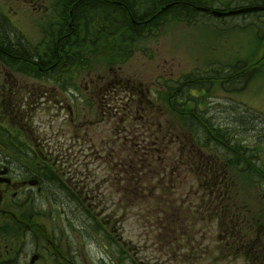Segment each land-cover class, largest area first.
Here are the masks:
<instances>
[{
    "label": "flooded vegetation",
    "instance_id": "1",
    "mask_svg": "<svg viewBox=\"0 0 264 264\" xmlns=\"http://www.w3.org/2000/svg\"><path fill=\"white\" fill-rule=\"evenodd\" d=\"M98 2L108 7L117 6V15L124 13L132 23L123 27L134 34L143 31L147 21L155 23L168 10L164 6L153 8L148 20L138 21L132 18L134 9L126 0ZM81 3H88V0H81ZM181 5L187 6L188 12L195 11L194 4ZM116 26H113L114 32ZM107 27L105 23L73 25L70 22L65 37L69 41L79 39L89 47L100 42L101 46L115 47L118 39L106 36ZM51 28L49 35L47 32L43 41L28 50L29 53L25 51L24 39L0 38V264H121L124 255L131 260L128 252L132 250V243L123 241L118 228L120 221L114 220L120 202L109 206L115 215L108 219V223L114 222L113 230L112 226L103 229L107 209L105 163L111 164L107 166L111 173L108 180L113 186L120 184L121 177L127 181L128 176L146 169L137 167L136 153L129 155L131 159L111 162L116 156L107 149L109 143L113 146L121 137L124 141L138 143V137L142 136V141H147L144 142L147 158L145 164H140L151 166L152 109L155 107L152 82L142 92L129 79L100 75L95 80L90 77L85 91L75 83L74 73L55 71L57 32ZM89 52L81 51V55L74 56L68 48L65 59L68 63L73 59L86 63L85 54ZM180 81L184 86L195 80ZM162 89L167 94V81L162 83ZM180 90L181 87L177 92ZM89 95H95L91 99L97 101L95 110L101 113V121L107 114L119 117L117 123L128 126L119 129L114 141L109 140L106 146L103 135H98L95 141L90 136L94 134V124L101 121L88 119L86 101ZM57 110L65 114L54 126L51 112ZM97 132L101 134L103 130ZM54 139L57 141L51 143ZM179 162L183 160L164 156L161 170L164 174L178 173ZM233 162L230 166L238 169L240 166ZM262 195L264 198V193ZM232 204L238 205L234 199ZM249 214L248 209L246 216ZM259 214L264 216V209ZM89 222L92 230L87 226ZM252 228L247 226L245 231L248 238L244 243L245 260L247 264H257L259 260L264 264V229L256 231L254 225ZM184 236V233L163 231L151 240V247L160 252L158 259L177 260ZM197 248L200 244L189 247L190 257L195 255ZM150 258L146 264H152V256ZM132 264H136L135 259Z\"/></svg>",
    "mask_w": 264,
    "mask_h": 264
},
{
    "label": "rangeland",
    "instance_id": "2",
    "mask_svg": "<svg viewBox=\"0 0 264 264\" xmlns=\"http://www.w3.org/2000/svg\"><path fill=\"white\" fill-rule=\"evenodd\" d=\"M13 1L0 0V38L6 36V39L9 40L25 39L23 44L28 53V50L35 48L34 45L43 41L47 32L49 35L51 27L55 28L57 32L58 29L69 23V19L66 18L67 13L69 16V9L64 15V10L60 6L62 7L61 3L67 5L71 0H62V2L59 0H53V2L51 0H39L40 4L35 6V9L30 6L18 8L19 6ZM98 1L100 0H96L94 6H102V3ZM131 1V6L134 9V17L132 18L138 21L148 20L152 16L153 9L150 7L160 9L170 2H188L186 0ZM193 1L195 2L189 3L222 13H227L228 10L237 9V7L259 3L254 0H250L251 2H247L248 0ZM17 3L21 5L20 0ZM88 3L81 4L87 5ZM11 5L14 9L9 8ZM180 7L185 9L182 12L185 14L186 20H180L183 18L182 15L176 17V13L180 12ZM91 8L87 12V22L84 20L82 24L105 23L109 26L105 31L106 36L111 39L117 38L118 41L115 43V47L101 46L102 42L89 47L79 39L70 40V44H73V52H76L75 49L83 52L91 51L88 54L84 53L88 62L79 63L76 61L72 69L73 78H76L75 83L86 91L87 82L91 80L90 77L95 80L100 75H107L109 78L119 75L124 80L129 79L131 83H135L137 90L143 92L147 85L152 82L151 95L157 97L155 107L166 110L162 113L161 120L176 125L179 122L182 124L185 118L173 113L168 107L167 98L171 93L162 95L161 84L165 81H171L178 75L181 76L178 78L179 80L182 77L193 79V77L190 78L193 68L212 64L209 69L212 68L213 76L202 80L201 84L200 80L198 83L194 82L195 84L190 85L191 91L188 86L184 87V100L179 101V110L186 113L194 112L197 109L195 107H199L202 114L199 113L198 116L208 126L211 124V127L212 125L216 128L220 127L224 129L223 131L228 129L226 137H230L234 147L231 158L240 166L238 169L234 167L232 174L236 177L237 184H231L230 188L236 192L239 199L246 202L247 205H251L253 210L259 211L260 203H263L262 193H264V188H261V184L264 186V12L218 17V14L213 13V15L210 12H188V7L181 5L168 8L157 19L162 21L155 23L154 21H152L153 23L147 21L146 27L141 29L143 31L134 34L123 27L125 24L132 23L124 13L121 14L122 16L117 15V6L105 7V12L92 11ZM59 9L60 11H57ZM16 11L17 13H15ZM114 25H117L115 27L116 32H114ZM113 34L114 37H111ZM29 41L34 44H29ZM239 62L246 64L247 67L240 70L235 68L234 71L228 73V70L231 71V68ZM65 63L68 61L65 60ZM62 67L64 68L62 72L70 70L69 65ZM204 71L202 69L197 70L196 72L200 73L197 76L203 75ZM235 73L238 75L234 76ZM209 83L211 88L208 87ZM117 95L123 94L118 93ZM91 96L93 95H89L86 101L88 119L101 121L102 118H97L96 115L95 104L97 101H93ZM51 113L54 116L53 125L57 126L65 113L59 114V111H52ZM117 120L118 117L106 114L103 121L97 125L94 124V134L90 133V136L94 137L95 141L98 135H103L106 146L108 140L113 139L114 141L119 129L128 128V126L117 123ZM100 130H103V133L97 132ZM121 136L124 134L122 133ZM142 139V136L138 137L140 146L147 142L142 141ZM56 141L54 139L51 143ZM125 142L118 140L112 148L108 146L110 148L108 152L116 156L115 160L110 159L111 162L131 159L129 151L140 150L137 144L134 145L136 143L134 140L129 142L128 139ZM213 151L216 152V150ZM106 158L108 157L106 156ZM152 164L158 167L160 160H153ZM108 165L111 166L106 161L104 199L108 211L106 209L103 217V229L105 231L114 224V222L108 223V219L115 216L111 213L112 209L109 206L113 202H120V208L116 213L117 218L114 220L120 221L119 233L123 241L132 243V250L128 252L131 260L124 255L127 260L122 258L121 264H132L133 259H135L136 264H142V262L146 264L147 261L150 262L151 256L152 264H246L244 258H225V254L215 251L216 245L213 241H216L217 238L216 224L212 223L211 228L210 223L205 226L203 221L201 226L209 227V229L205 230L202 227V233L191 237L194 241L182 240V250L178 253L179 259L170 261H166L165 257L158 259L160 252L155 251V247H151V240L159 234L156 235L148 226L144 218L147 212L146 210L143 212V209L152 203L150 196L146 202L134 200V198L130 199V193L122 189V184L116 183L113 186V183L108 180V177H111L107 168ZM172 192H175L173 198L177 200L176 205L179 206L178 199L183 190ZM157 194L159 193L154 190L152 196H157ZM131 200H133L132 203ZM76 226L78 227L79 224L77 223ZM87 226L89 230H92L91 222ZM111 230H113V226ZM193 244L196 247L201 244V248H197L198 251L195 255L190 257L189 251L192 250H189V247H192ZM120 255L123 254L120 253ZM146 257L148 260H145ZM262 262L259 260L257 264Z\"/></svg>",
    "mask_w": 264,
    "mask_h": 264
},
{
    "label": "trees",
    "instance_id": "3",
    "mask_svg": "<svg viewBox=\"0 0 264 264\" xmlns=\"http://www.w3.org/2000/svg\"><path fill=\"white\" fill-rule=\"evenodd\" d=\"M60 1L62 2V0H59V2ZM257 1L262 2V0ZM88 2L90 3L87 5H82L81 0H72L67 5L65 3H61L62 7L60 6V8L64 10V15H66L65 12L68 11V9L69 11L71 10L72 15L68 16L67 13L66 18L69 19V22H71L73 25H81L84 20L87 22L88 9L92 7V11L105 12V7H108L104 4L102 6H94L96 4V0H88ZM57 11H60V9ZM121 14L122 12H120V15ZM176 17H178L177 13ZM66 27L67 25L65 27L62 26L58 30L59 37L57 40L59 42L56 46V57L58 58L56 62V68H58V71L59 69L62 70V66L69 65L74 67L77 61V59H73L71 63H65L64 60L68 54L67 48L73 49V44H70L68 39H65L63 36L60 37V35L65 33ZM73 55H81V50L73 52ZM44 63L45 62L42 60L41 64ZM167 86L169 92L178 88V86H175L174 84H167ZM173 106H178L177 100L173 102ZM178 111L179 110H175L176 113H178ZM198 113L199 112L197 110L187 113L185 115L186 120L182 126H168L165 129L163 127V129H161L159 126L156 127L158 132L163 133L161 135L168 138L167 141L169 142V145L175 149V152L178 155H176L178 157V161L179 159L183 160V163L179 162V169L183 168L184 172L179 170L178 173L167 176L162 173L158 177L159 182L157 185H155V188H162L161 192L164 193V196H166L168 189L165 184L167 182L179 180L183 184L187 180L188 175H190L194 180H197V184L200 188H202L200 194L205 196L201 204L205 203L204 200L206 199V208H208L207 219L210 220L212 217H214L218 220L219 231L220 234L223 235L221 240L225 241V244L226 239L230 236H232L233 241L235 240V247L230 244L225 245L226 251L230 250L234 255H239L245 251L244 243L247 238L245 236L247 226L252 228V225H254L256 231H259V229H264V219L261 217L257 219L254 217L255 215H253V217H250V215L247 217L246 214L248 209L243 204H238L237 206L232 204V195L228 191L230 182L229 176L227 174V166L229 163L227 145H229L230 148L233 147V145L231 144L229 137H226V135H228V129L227 131H223L224 129H221L220 127L216 128L213 125L211 127V124L208 126V124L205 122L203 123V121L199 118ZM155 118L156 114L153 115V119L154 124L157 125L158 121L155 120ZM157 145L158 149L156 148L152 150L151 158L163 155L166 151V142H163L162 144L158 143ZM213 150H216L215 153H217L218 156L217 154H214ZM231 150H234V147L231 148ZM136 158L137 165H140V163L145 164L144 161H146L147 156L144 153L137 155ZM199 161L201 162L200 167ZM165 177L168 179L167 182L164 181ZM131 178V180L138 186H140V184L143 182L148 184V177H145L143 173H136L135 175H132ZM135 196L136 198H139L137 195ZM131 197L134 198L133 192ZM168 198L165 201L166 203L169 200ZM197 209L198 207L196 206H189L184 209L183 207L177 206H164L161 209L156 207L152 211V216L154 217L156 215L154 219V225L160 231L165 230L172 233H186L187 229L190 228V226L187 225L189 222L194 220H204V218H200ZM191 210L194 211L190 213ZM190 215H192L191 218H189ZM252 229L254 230V228Z\"/></svg>",
    "mask_w": 264,
    "mask_h": 264
},
{
    "label": "water",
    "instance_id": "4",
    "mask_svg": "<svg viewBox=\"0 0 264 264\" xmlns=\"http://www.w3.org/2000/svg\"><path fill=\"white\" fill-rule=\"evenodd\" d=\"M261 7H246V8H242V9H239V10H235V11H230V12H227V13H222V12H213L215 14H218V15H225V14H232V13H241V12H250V11H253V10H257V9H260Z\"/></svg>",
    "mask_w": 264,
    "mask_h": 264
}]
</instances>
